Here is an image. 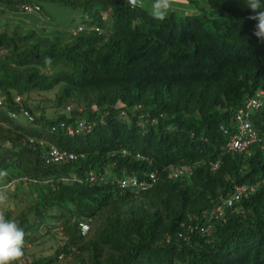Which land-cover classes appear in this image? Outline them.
I'll return each mask as SVG.
<instances>
[{
	"label": "trees",
	"instance_id": "trees-1",
	"mask_svg": "<svg viewBox=\"0 0 264 264\" xmlns=\"http://www.w3.org/2000/svg\"><path fill=\"white\" fill-rule=\"evenodd\" d=\"M40 1L0 0V18L39 24ZM46 1L79 9L83 30L0 24V211L26 233L18 264H264V144L226 148L264 91L246 0H182L197 12L163 22L126 0ZM248 120L263 140V109ZM80 121L91 130L61 127ZM52 147L76 159L48 163Z\"/></svg>",
	"mask_w": 264,
	"mask_h": 264
},
{
	"label": "clouds",
	"instance_id": "clouds-1",
	"mask_svg": "<svg viewBox=\"0 0 264 264\" xmlns=\"http://www.w3.org/2000/svg\"><path fill=\"white\" fill-rule=\"evenodd\" d=\"M126 2L133 8L144 6V0H126ZM245 6L254 13L249 19L257 21L253 35L264 42V0H246ZM178 10L173 0H150L147 8L148 15L160 22L165 21L170 14ZM45 63H51L50 58L46 57ZM6 202V194L0 191V206ZM25 237L26 233L19 222L8 218L3 211H0V264H14V262L18 264L24 255Z\"/></svg>",
	"mask_w": 264,
	"mask_h": 264
},
{
	"label": "rangeland",
	"instance_id": "rangeland-1",
	"mask_svg": "<svg viewBox=\"0 0 264 264\" xmlns=\"http://www.w3.org/2000/svg\"><path fill=\"white\" fill-rule=\"evenodd\" d=\"M173 2L177 5V8H179L178 14H182L181 12H183L184 14H193L197 12V7H195V5L193 4L190 6L189 4L184 3L182 0H173ZM197 2L199 3L198 7H207L205 5L207 3V0H197ZM149 3L150 0H144V6L146 8H148ZM40 4L43 8L42 13L34 14L38 17L39 24L36 21L28 22L27 19L23 18L20 15H8L5 18L1 17L0 24L9 23L11 28H16L17 26H19L29 30L36 29L42 36H49L51 38L59 37L61 39H64L68 38L70 34L73 31L77 30L79 25H81L84 20L87 19L79 9L66 8L64 6L51 3L46 0L40 1ZM227 18L230 20L231 17L229 18V16H227ZM49 95L53 97V94ZM17 120L21 123L29 122L23 115H19ZM4 194H6L7 196V202L0 207L7 206L12 202L7 193ZM18 207L19 205L16 206L15 212L18 211ZM52 243L53 241L47 242L46 246L48 247Z\"/></svg>",
	"mask_w": 264,
	"mask_h": 264
},
{
	"label": "built area",
	"instance_id": "built-area-1",
	"mask_svg": "<svg viewBox=\"0 0 264 264\" xmlns=\"http://www.w3.org/2000/svg\"><path fill=\"white\" fill-rule=\"evenodd\" d=\"M29 10H31L29 8ZM83 30L82 26H79L77 30L74 31V33L81 32ZM97 31H99V28H96ZM20 100L19 98L17 99ZM3 103V99L0 97V106ZM263 109L264 111V91H259L255 94L254 97L250 98L245 106V109H241L236 114L235 118L238 122V132L232 136V138L227 142L226 148L228 151H237V152H244L247 151L249 146L256 142H262L264 144V139L262 140L259 138L258 133L255 131L254 127L248 120L249 111L252 110H259ZM23 114L26 117H29V114L27 112H23ZM15 117V115H13ZM62 128H66L69 134L78 133L79 131L91 130V125L89 123H85L84 121H80L78 123V126L76 128H73L71 126H66L65 123L61 124ZM76 159V155L74 153H70L67 151H61L55 147H52L49 151V153L46 155L47 162H59L64 159ZM218 167L217 164L213 166V169H216ZM150 178L152 180L155 179V175L151 174ZM93 179V177L91 178ZM123 187L125 186H131V187H146L145 183H139L136 178H131L129 180H123L122 181ZM253 190V188H249L248 186H239L235 189L234 197L239 198L242 195L248 194L249 191ZM234 198H231L227 201V204L231 206L233 204ZM219 210V209H218Z\"/></svg>",
	"mask_w": 264,
	"mask_h": 264
}]
</instances>
